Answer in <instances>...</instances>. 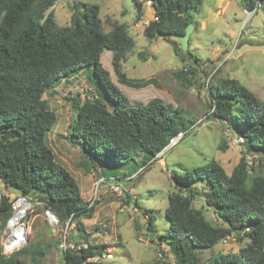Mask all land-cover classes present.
<instances>
[{
    "label": "trees",
    "instance_id": "1",
    "mask_svg": "<svg viewBox=\"0 0 264 264\" xmlns=\"http://www.w3.org/2000/svg\"><path fill=\"white\" fill-rule=\"evenodd\" d=\"M58 1L0 0V182L16 195L44 201L62 221L74 214V238L89 243L82 220L92 219L96 208L88 207L77 180L58 162L47 142L57 123L56 113L44 99L52 84L85 69L93 71L98 97L83 102L73 98L75 116L68 140L84 154L86 160L80 167L86 165L89 171L100 168L104 178H130L172 136L190 126L182 109L159 99L130 107L129 99L104 68L101 56L109 49L121 84L136 89L157 86L155 78L131 80L123 72V62L136 46L128 23L116 22L105 31L99 5L75 3L70 25L62 28L52 10ZM144 1L134 0L138 21L144 16ZM151 1L158 20L144 29V37L150 42L160 38L169 41L176 55L184 57L186 53L172 38L186 33L193 23L191 12L198 10L203 0ZM243 3L250 11L258 3L264 9V0ZM187 53L193 56L189 50ZM174 74L183 85H191L188 76L194 74L192 67ZM207 86L211 103L208 120L223 123L243 137L244 154L231 174L217 160L184 174L172 173L174 191L166 209L169 229L158 238L169 246L174 264H264V165L260 163L264 157V101L237 79L220 77ZM221 149H226V144ZM250 153L261 156L253 166L245 159ZM121 172L125 173L119 175ZM199 182L204 186L195 187ZM198 198L224 225H213L206 219L203 208L194 206ZM135 206L139 208L137 202ZM11 215L10 198L3 195L0 264H43L51 250V245L43 242H29L10 255L3 253V231ZM147 229L156 233L153 216ZM231 234L240 242L248 241L238 253L217 254L200 262L199 254ZM89 244V250L81 255L61 254L62 264H83L108 247Z\"/></svg>",
    "mask_w": 264,
    "mask_h": 264
},
{
    "label": "rangeland",
    "instance_id": "2",
    "mask_svg": "<svg viewBox=\"0 0 264 264\" xmlns=\"http://www.w3.org/2000/svg\"><path fill=\"white\" fill-rule=\"evenodd\" d=\"M75 3L99 5L105 31L116 22L128 23L136 46L123 62V72L131 80L155 78L157 81V86L142 89L121 84L113 70V53L105 49L101 63L129 99V106L138 107L159 99L182 109L189 126L194 123L198 126L161 160L153 161L140 176L138 173L142 167L130 178L112 177L100 182L105 177L101 169L89 171L86 165L80 167V162L86 160L84 154L80 147L71 145L68 140L69 125L75 116L73 98L83 102L98 97L97 79L92 70L85 69L53 83L44 94L49 108L57 115V123L48 133V145L58 162L77 180L83 199L86 202L95 199L94 217L83 219L82 223L90 235L89 243L108 246L107 251L114 255L110 264H174L169 246L158 238L169 229L166 209L169 195L174 191L170 177L174 172L184 174L186 170L201 167L211 160L219 161L227 174H231L242 158L244 144L234 146L229 140V134L234 131L216 120H208L211 103L207 85L220 77L237 79L264 101V9L260 8L252 16L245 12L243 0H203L200 8L191 12L194 29L188 50L193 56L189 57L187 50L182 57L176 55L171 42L161 38L150 42L144 37L145 28L142 26L153 16L145 20L143 8V19L138 21L134 0H59L52 9L59 27L70 25ZM172 40L180 44L176 38ZM184 67H192L194 72L188 76L190 86L183 85L174 74ZM225 144L226 149L222 150L221 146ZM260 163L264 165V161ZM203 186L201 182L195 185L198 188ZM3 195L12 198L16 194L0 182V198ZM136 202L139 208L135 206ZM194 206L203 208L206 219L213 225H224L203 199H196ZM150 216L154 217L155 234L147 229ZM27 223L31 227L27 244L43 242L51 245L43 264H62L58 236L43 218L40 208L33 209L27 216ZM247 242L238 239L227 244L220 242L199 254L200 262L217 254L238 253ZM160 254H163L162 258Z\"/></svg>",
    "mask_w": 264,
    "mask_h": 264
},
{
    "label": "built area",
    "instance_id": "3",
    "mask_svg": "<svg viewBox=\"0 0 264 264\" xmlns=\"http://www.w3.org/2000/svg\"><path fill=\"white\" fill-rule=\"evenodd\" d=\"M146 5L153 7L151 0H145L144 6ZM261 7L262 5L258 3L255 10L250 11L246 9L245 12L248 15L253 16L254 13ZM157 20L158 18L154 12L153 19L145 22V26L142 27L146 28L149 26L151 21ZM197 126L198 124L194 123L190 125L187 130L179 131L174 136H172L169 139L167 145L148 164L142 166L140 172L146 170L150 165H152L153 161L161 160L168 151L179 145L185 136L188 133L193 132ZM229 135V140L232 145L240 146L244 144V138L235 132L230 133ZM260 158L261 156L259 154L253 153L247 154L245 156L249 166L257 164ZM262 159L264 161V157ZM106 179L107 178H101L100 182H104ZM117 189H119V187H117ZM10 202L12 206V215L7 220L5 233L1 241L3 253L5 255H10L14 252H17L27 244L31 233V227L27 223V216L31 214L33 209L36 207L41 209L43 218L50 226H52L55 234L58 236L59 249L62 255H66L68 253L81 255L84 251L89 250L90 244L88 242L82 239L76 240L74 238V232L76 228V219L74 214L62 221L60 217L44 201L38 198H31L20 194L12 196V198H10ZM88 203V207L91 208L95 204V199L91 202L88 201ZM232 241H236V235L234 234L228 235L222 240L221 243L227 244ZM160 257L162 258L163 254H160ZM113 259L114 255L112 252H108L106 250L87 258L83 264H110V261Z\"/></svg>",
    "mask_w": 264,
    "mask_h": 264
},
{
    "label": "water",
    "instance_id": "4",
    "mask_svg": "<svg viewBox=\"0 0 264 264\" xmlns=\"http://www.w3.org/2000/svg\"><path fill=\"white\" fill-rule=\"evenodd\" d=\"M194 29L193 24H189L188 27L186 28V33L182 36H175L174 38H176L180 44H181V49L183 52H186L189 48L190 45V36L191 33Z\"/></svg>",
    "mask_w": 264,
    "mask_h": 264
},
{
    "label": "crops",
    "instance_id": "5",
    "mask_svg": "<svg viewBox=\"0 0 264 264\" xmlns=\"http://www.w3.org/2000/svg\"><path fill=\"white\" fill-rule=\"evenodd\" d=\"M145 8V20L146 19H150L152 16H153V13H154V8L152 7H144ZM112 177H109L107 179H110Z\"/></svg>",
    "mask_w": 264,
    "mask_h": 264
},
{
    "label": "clouds",
    "instance_id": "6",
    "mask_svg": "<svg viewBox=\"0 0 264 264\" xmlns=\"http://www.w3.org/2000/svg\"><path fill=\"white\" fill-rule=\"evenodd\" d=\"M143 6H144V5H143ZM144 7H145V6H144ZM144 7H143V8H144ZM153 8H154V7H153ZM154 12H155V10H154Z\"/></svg>",
    "mask_w": 264,
    "mask_h": 264
}]
</instances>
